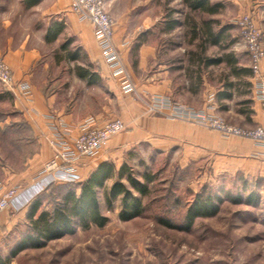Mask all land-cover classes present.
I'll use <instances>...</instances> for the list:
<instances>
[{
    "label": "rangeland",
    "instance_id": "rangeland-1",
    "mask_svg": "<svg viewBox=\"0 0 264 264\" xmlns=\"http://www.w3.org/2000/svg\"><path fill=\"white\" fill-rule=\"evenodd\" d=\"M213 2L221 4L219 13L214 16L201 12L191 13L183 0H107V11L112 16L114 25L115 18L126 17L127 23L133 29L136 30L139 26L142 29L134 31L135 35L129 36L134 44L131 62H138L137 58L136 60L133 58L136 57L134 50L137 46L144 41L152 42L154 45L156 43L161 61L173 58L181 62L180 66L185 69L179 75L185 81L189 78L190 51H200L201 39L195 37L193 41L192 38L194 23L201 25L203 21L213 19L217 23L214 25L216 31L227 28L226 35L229 40L224 42L225 46L209 45L206 55L218 58L231 53L238 60L239 67H245L248 56L243 48L237 21L245 13L252 12L264 35V0H213ZM2 4L4 6L2 10H7L16 25L10 30L16 40L20 39L22 33L37 28L38 19L44 17L42 6L27 11L25 3L22 4L20 0H5ZM69 13L65 12V17ZM9 14L5 13L3 16ZM168 21L169 23L177 21L180 25L167 33L165 28ZM150 26L151 30L143 34L144 28ZM67 35L66 30L63 41L69 44L70 38ZM60 44L55 43L48 49L58 50ZM73 49L75 46H70L69 52ZM56 59L57 64L64 65L50 70L47 83L46 74L39 75L38 83L45 92L57 91L60 94L62 79L66 81L70 75L65 61L60 62L64 58L60 59L57 56ZM79 62L87 64L88 59L82 55ZM44 63L49 64V61ZM206 73L209 80L214 83L216 92L224 82V77L230 73V69L224 64L213 66ZM137 74L139 75L138 68ZM51 79H59V82L53 84ZM232 80L237 82L233 77ZM7 91L0 83V181H8L10 174L15 179L19 175H27L30 184H33L36 182L38 172L47 163L40 161L44 143L36 137L26 115L17 106L20 101L11 92L10 96H6ZM246 93L243 85L236 89V95L241 96V99ZM76 95L95 98L96 106L105 103L102 93L89 91L88 87L82 84ZM163 99L152 98L149 101L145 100V103L150 108L156 101ZM187 99L193 106L200 103L197 91L187 96ZM125 102L124 97L123 101L120 98L118 102L121 114H118L117 118L122 121L126 117L122 114ZM149 112L161 113L157 110ZM214 115L224 123L246 128L241 118L233 113L224 111ZM157 145L151 142L135 143L124 152L113 155L111 159V162L119 161L121 165L115 164L117 167L126 163L139 182H144L146 176L154 180L150 185L151 194L145 198V211L141 217L123 222L119 214L121 199L114 201L110 207L105 200L104 190H101L99 196L101 210L109 218L106 226L102 228L93 226L83 230L77 228L74 234L54 241H44L40 248L25 249L11 257L7 264H264V178L247 175L242 171L235 172L227 168L226 163L214 157L195 158L194 154L183 148L162 149L161 144ZM111 184L112 181L108 183V187H111ZM49 186L42 193L29 199L23 211L16 212L13 208L7 211L8 217L15 218L16 222L10 226L9 232L5 234L0 244V257L3 260L6 261L10 257L11 250L30 232V222L26 214L38 196L48 193ZM199 193H211L223 198L217 215L199 218L189 231L168 228L161 224L160 219L165 218L171 220L173 224L183 225L185 211ZM238 198L240 201L236 202ZM51 207L47 203L44 205L46 210Z\"/></svg>",
    "mask_w": 264,
    "mask_h": 264
},
{
    "label": "crops",
    "instance_id": "crops-1",
    "mask_svg": "<svg viewBox=\"0 0 264 264\" xmlns=\"http://www.w3.org/2000/svg\"><path fill=\"white\" fill-rule=\"evenodd\" d=\"M20 1L22 4L25 3V0ZM71 1L43 0L38 5L27 8V11H32L33 8L42 6L44 17L38 19L39 28H32L30 31L22 33L20 39L16 40L10 32L16 25L7 10H2L4 7L2 3H5V0H0V57H4L8 62L17 83L25 81L32 87V102L27 107L22 103H17V106L26 115L36 137L44 143L42 157L45 159L40 157V161L52 160L54 151L48 141L56 135L64 141H72L80 135L81 126L87 119H94V127H101L116 119L118 114H121L118 102L120 98L123 101V97L126 100L122 107V109L124 108L122 114L126 116L123 121L126 122L128 128L124 133L110 140V145L105 152L93 158L84 157L75 174L55 171L38 178L33 184H30L27 175H19L15 179L10 174L8 181H0L5 188L3 193L9 187L18 186L21 188L19 195L11 201L10 209L13 208L16 212L23 211L29 199L45 191L54 182H81L96 172L100 164L110 162L113 155L122 153L139 142L161 144L162 149L183 148L190 154H194L195 158L214 157L218 161L226 163L227 168L235 172L242 171L247 175L264 178V145L246 138L225 137L217 131L172 118L170 115L173 113L172 106L179 104L181 105L180 109L185 106L194 107L193 109L205 110L209 114L228 111L239 116L243 126L250 129L264 124V102L256 93L255 80L251 76L246 78L251 83V87L247 89L245 97L241 99V96L236 95V88H234L232 99L219 101L217 93L224 90L223 83L215 92L214 83L209 80L206 69L201 73L202 82L199 85L195 81H191L190 78L183 81L179 75L185 69L180 66L181 62L173 58L161 61L156 43L154 45L152 42L144 41L137 46L134 50L136 57L133 58L135 60L137 58L138 62H131L134 44L129 36L135 35L134 31L142 29L140 26L136 30L133 29L127 23L126 17L115 18V45L122 56L129 81L133 86V90L126 91L121 76H115L106 65L98 47L93 26L88 22L81 21L78 15L70 11ZM68 11L70 13L65 17L64 13ZM5 13L9 15L4 17ZM43 24L45 25L43 26ZM142 25L145 26V24ZM54 26L61 27L62 33L57 39L50 41L48 40L49 29ZM66 30L67 36L70 38L69 44H66L67 41H63ZM150 30L151 26L145 27L142 32L146 34ZM55 43H61L58 50L56 48L48 49ZM73 45L75 49L69 52V47ZM74 53L77 55V60H71L68 56ZM82 55L88 59L87 64L79 62ZM57 56L60 59L64 58L60 62L65 61L70 75L66 81L62 79L63 86L60 94L57 91L45 92L38 83L39 75L46 74L45 81L47 83L50 70L64 65V63L57 64ZM47 60L49 64L44 63ZM262 65L264 77V61ZM78 66L89 68L92 72L97 73L98 80L92 85L88 84V80L80 76ZM250 66L248 58L245 67L250 68ZM58 82L59 79H51L53 84ZM81 84L88 87L89 91L102 93L105 103L96 106L95 98L89 99L85 95L77 96L76 92ZM196 91L200 96V103L193 106L187 96ZM211 95H214L212 100L210 99ZM152 98L166 100L165 108L159 110L161 113L148 111L149 106L145 100L149 101ZM244 101H250V103L245 105ZM172 102L175 104L169 106L168 103ZM222 106H226L225 110L220 108ZM113 163L121 165L119 161ZM7 211L0 215V244L4 240L5 234L9 232L10 226L16 222L15 218L8 217Z\"/></svg>",
    "mask_w": 264,
    "mask_h": 264
},
{
    "label": "trees",
    "instance_id": "trees-1",
    "mask_svg": "<svg viewBox=\"0 0 264 264\" xmlns=\"http://www.w3.org/2000/svg\"><path fill=\"white\" fill-rule=\"evenodd\" d=\"M43 0H25L27 8L38 5ZM183 3L193 12H201L206 15H217L221 9L220 3H214L213 0H183ZM216 21L208 19L201 25L194 23L192 29L193 41L195 37L201 39L199 52L190 51L188 68L189 78L199 85L201 73L204 69L207 71L213 66L226 65L230 73L224 77V90L219 92V101L233 98V89H240L245 86L246 91L251 87V83L246 80L252 77L251 68L239 67L238 60L229 53L222 57H207L206 50L209 45H224L229 40L226 35L227 28L216 31L214 29ZM165 31L172 32L180 24L177 21L166 23ZM217 24V23H216ZM62 33V28L58 26L51 27L48 33V40L53 41ZM225 46V45H224ZM66 47V45H64ZM71 60H77V55L69 54ZM79 74L82 78L88 80V84H93L98 80V74L92 72L89 68L78 66ZM232 77L237 80L235 82ZM239 87V88H237ZM7 91L6 96H10ZM250 101H244L243 104H249ZM226 107V106H225ZM225 107H221L225 110ZM126 182L124 183V181ZM112 181L111 187L108 183ZM153 179L145 177L144 182H139L134 176L133 170L125 163L117 167L113 162H104L100 164L96 172L81 182H67L65 184L53 183L49 186V191L36 198L26 214L29 220V230L27 234L11 250L10 257L5 261L0 257V264H7L11 257H15L20 252L28 248H40L44 241H54L74 234L77 228L89 229L91 227H104L108 224L109 218L102 213L101 200L99 198L101 190H104L105 200L111 207L114 201L121 199L120 219L123 222L141 217L145 211V198L151 194V183ZM56 192V193H55ZM54 194V195H53ZM251 199V198H250ZM239 202L240 199L235 200ZM223 198L219 195L207 193L195 196V199L186 209L183 225L173 224L171 220L160 219L162 225L168 228H176L182 231H189L193 228L196 220L199 218L213 217L220 211V203ZM45 203L52 206L49 210L44 208Z\"/></svg>",
    "mask_w": 264,
    "mask_h": 264
},
{
    "label": "built area",
    "instance_id": "built-area-1",
    "mask_svg": "<svg viewBox=\"0 0 264 264\" xmlns=\"http://www.w3.org/2000/svg\"><path fill=\"white\" fill-rule=\"evenodd\" d=\"M70 11L78 15L81 21L88 22L93 26L98 47L106 65L115 76H121L126 91L133 90L122 56L115 45V25L112 16L107 11V0H72ZM237 22L241 31L243 48L250 61L256 93L264 102V77L262 74L264 35L252 12L242 15ZM0 83L25 107L32 102V87L25 81L17 83L14 73L3 57H0ZM210 99H214V95H211ZM166 104L165 99L156 101L149 108V111H159L165 108ZM168 105L171 106L172 104L168 103ZM172 109L173 113L170 114L172 118L186 120L194 125L215 130L225 137L246 138L264 145V124L253 129H247L224 123L217 115L209 114L205 110H193L185 107L180 109L175 105L172 106ZM81 128L80 135L72 141H64L57 135L48 141L54 150V156L38 172V176L35 177L36 180L55 171L77 173L84 157L93 158L103 153L109 147L113 137L127 130L125 122L119 118L113 119L101 127H94V119H87ZM4 189L0 183V194L4 192ZM20 192L21 188L13 186L0 195V215L10 209L11 201Z\"/></svg>",
    "mask_w": 264,
    "mask_h": 264
}]
</instances>
